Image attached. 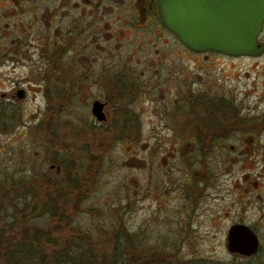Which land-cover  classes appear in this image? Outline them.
I'll use <instances>...</instances> for the list:
<instances>
[{"label": "rangeland", "instance_id": "374dc122", "mask_svg": "<svg viewBox=\"0 0 264 264\" xmlns=\"http://www.w3.org/2000/svg\"><path fill=\"white\" fill-rule=\"evenodd\" d=\"M27 19L0 16V110L15 119L12 127L0 130V184L7 187L13 181L40 179L41 191L49 189L55 194L63 183H69V174L75 184L65 201H72L70 205L61 200L56 204L64 221L42 214L30 222L22 219L18 227L30 232L37 228L40 239L50 240L46 245L42 241L50 255L73 240H79L75 254L85 248L110 255L119 233L123 237L120 245L134 247L140 260L158 254L178 264H244L247 259L227 249V223L215 225L214 230L213 224L184 215L186 163L194 151L190 150L193 145H184L181 122L191 91L206 89L246 101L249 93H264V55L253 60L216 53L206 60L184 47L179 46L184 49L180 50L173 37L163 40L171 43L165 48L154 38L157 48L149 49L127 40L115 48L102 39L75 46L74 41L59 38L64 49L56 63L57 48L51 51L46 41L43 47L37 45L36 36L48 34L25 25L26 42L31 44L24 48L28 60L12 72L5 56L12 49L7 34L16 31L14 24ZM53 36L50 33L48 38ZM99 44L107 48L99 49ZM163 55L167 56L164 66L146 63L157 56L159 62ZM85 56L88 59L82 61ZM104 68L111 72L100 74ZM123 70L138 84L139 99L134 106L140 115L138 128L101 125L91 113L90 103L96 99L110 98L115 111L125 105L122 98L106 96L112 86L105 85L117 84L119 76L131 80L127 73L112 72ZM20 89L27 93L22 99L17 97ZM3 126L0 121V129ZM64 162L68 170L63 169ZM38 203L39 209L49 206L45 200ZM17 231L6 226L4 237L10 239ZM17 237L21 236L14 241ZM249 264H264V236L259 253Z\"/></svg>", "mask_w": 264, "mask_h": 264}, {"label": "flooded vegetation", "instance_id": "af4514ba", "mask_svg": "<svg viewBox=\"0 0 264 264\" xmlns=\"http://www.w3.org/2000/svg\"><path fill=\"white\" fill-rule=\"evenodd\" d=\"M7 15L28 18L14 24L12 28L16 31L7 34L6 39L10 40L12 49L6 50L5 56L12 72L28 60V54L24 52L28 31L25 25L48 34H38L37 45L40 43L43 47L46 41L51 51L57 48L53 56L56 63L64 49L59 38H66L68 43L74 41L75 46H79L77 42H88L85 45H90L102 39L115 48L127 40L137 43L139 48L149 49L151 46L157 48L154 38L158 37V42H162V48H165L170 42L163 40L173 37L178 48L181 46L194 54L203 55L206 60L210 54L216 53L238 58L220 52H195L189 49L162 20L160 0H0V16ZM50 33L55 37L48 38ZM97 47L103 50L107 48L102 44ZM257 48H264V21L257 38ZM263 55L264 51L261 56L248 58L259 60ZM157 57L146 63L149 66H164L167 56L163 55L159 62L155 61ZM78 60L81 62L80 58ZM104 65L108 67L107 63ZM109 72L111 70L104 68L100 74ZM112 72L131 76V80L119 76L115 85L104 82L106 87L112 86L106 96L122 98L126 100L125 105L115 111L110 107L113 104L110 98L96 99L90 103L91 113L101 125L138 128L141 125L140 115L134 109L139 99L138 84L128 70ZM180 85L184 89L183 68ZM21 93L23 95L20 96ZM26 94L24 89H20L17 97L22 99ZM246 96L250 100H238L236 96L214 94L206 89H197L188 94L184 104L185 120L181 125L184 124V145H193L190 150L194 152L186 163L188 178L183 188L184 215L213 226L227 223L226 238L232 227L246 226L256 234L261 248L264 236V93L257 95L252 92ZM96 102L103 105L102 121L93 113Z\"/></svg>", "mask_w": 264, "mask_h": 264}, {"label": "water", "instance_id": "95a60500", "mask_svg": "<svg viewBox=\"0 0 264 264\" xmlns=\"http://www.w3.org/2000/svg\"><path fill=\"white\" fill-rule=\"evenodd\" d=\"M160 13L166 26L195 52L258 57L264 51L257 48L264 0H160ZM102 108L94 104L99 121L104 120ZM227 242L231 254L244 258L255 256L260 248L258 237L246 226L232 227Z\"/></svg>", "mask_w": 264, "mask_h": 264}, {"label": "trees", "instance_id": "16d2710c", "mask_svg": "<svg viewBox=\"0 0 264 264\" xmlns=\"http://www.w3.org/2000/svg\"><path fill=\"white\" fill-rule=\"evenodd\" d=\"M1 109V108H0ZM0 110V121L5 126L0 130H7L10 126L15 124V119L12 120ZM9 121V122H5ZM57 163V162H56ZM67 163H62V167L68 170ZM40 179L19 180L13 181L10 186L0 184V263L2 264H178V262H171L166 259L165 255L161 257L158 254H152L150 257L140 260L138 255L132 250L134 247L121 246L123 237L116 235L114 253L98 255L93 251H86L85 248L79 249L80 253L75 254L73 249L79 243V240H73L49 254L46 250V245L50 242L49 239H40L41 233L35 228L30 232L25 227H18L21 220L24 219L30 222L31 218H37L42 214H49L53 218L59 217L61 221L64 219L60 216L57 207L59 200L63 201L65 205L69 206V195L73 192L71 185L75 184V177L69 174L68 182L63 183L61 189L57 188V193L49 189L44 192L41 191L39 182ZM51 184V181L48 185ZM55 189V187L53 186ZM54 191V190H53ZM73 194V193H72ZM45 200L49 202V206L39 209L38 202ZM79 204V203H78ZM42 211V212H41ZM8 221V222H7ZM18 224V225H17ZM16 225V226H15ZM9 226L14 231L18 230L16 236H21L14 241V237L7 239L4 237V229ZM8 241V245L6 243ZM42 241L44 244L42 245ZM85 247V245H83ZM251 258L247 259L244 264H249ZM199 263V262H198ZM195 263V264H198ZM182 264H193L185 262Z\"/></svg>", "mask_w": 264, "mask_h": 264}]
</instances>
